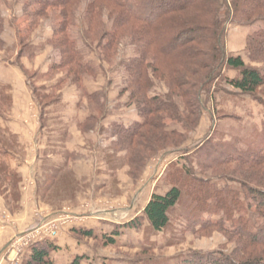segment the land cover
I'll return each instance as SVG.
<instances>
[{"label":"trees","instance_id":"1","mask_svg":"<svg viewBox=\"0 0 264 264\" xmlns=\"http://www.w3.org/2000/svg\"><path fill=\"white\" fill-rule=\"evenodd\" d=\"M83 1L31 0L34 6L31 24L35 27L49 10L59 12L61 21L45 42L58 49L60 60L51 64L42 76L51 78L57 72L64 74L50 84L52 92L67 85L79 89L80 101L86 100L93 108L78 124L82 131H88L104 118L106 97L100 102L102 92L89 93L85 89L84 77L96 76L98 71L85 61L70 36V28ZM86 2L83 38L90 49L99 50L100 62L110 63L125 37H130L134 50L133 57L121 62L125 75L120 95H127L125 104L135 108L139 119L129 125H110L113 140L105 158L111 179L121 166H127L129 174H134L136 179L151 157L162 151L182 149L189 140V133L198 126L207 100L214 94L211 87L221 79L264 106L260 93L264 91V28L245 37L248 63L239 54H227L225 44L228 23L251 26L264 22V0ZM3 30L4 17L0 13V45ZM34 53L35 50L30 51L29 57ZM226 69L235 70V75L225 76ZM157 85L160 91L152 92L151 87ZM38 100L42 104L40 98ZM167 119L174 120L175 127H169ZM261 136L256 144L241 143L233 137L230 141L211 142L207 147L197 146L194 149L196 172L170 162L166 174L170 186L166 192L153 193L142 212L117 224L113 234L117 235L120 227L138 230L144 222L154 231H169L172 236L177 230L176 222L182 234L189 231L206 236L216 229L233 243L230 250L180 254L173 264H264V122ZM16 145L15 137L0 126V192L5 191V185L14 199L19 196L21 176L9 168L1 153ZM183 149L189 153L187 148ZM115 156L118 161L114 160ZM54 178L51 175L47 181ZM67 178L70 181L69 176ZM214 179L236 182L240 191L229 185L218 187ZM178 205L184 211L175 212ZM252 206L257 212L254 219L248 215ZM204 214L218 215L219 223L202 219ZM225 223H229V227ZM76 232L88 237L94 235L92 230ZM114 242L113 237L107 240L110 244ZM55 248V243L49 239L32 243L23 263L53 264L49 255ZM82 257L75 256L71 264H80Z\"/></svg>","mask_w":264,"mask_h":264},{"label":"rangeland","instance_id":"2","mask_svg":"<svg viewBox=\"0 0 264 264\" xmlns=\"http://www.w3.org/2000/svg\"><path fill=\"white\" fill-rule=\"evenodd\" d=\"M86 3L84 0L78 7L70 36L85 61L98 71L96 76L86 75L83 84L89 93L102 92L100 102L106 97V113L93 130L82 131L78 124L84 121L91 107L86 100L80 101L79 89L67 85L52 92L50 84L64 74L57 72L51 78L42 76L51 64L60 60L58 49L45 42L61 21L59 12L49 10L33 27L31 0H0V13L4 17L0 45V126L15 137L17 144L5 154L2 152L1 158L11 170H26V175L34 181L24 189L21 178L19 196L15 199L9 188L3 186L0 211L7 217L1 216L0 224L18 225L15 217L23 213L24 207L35 216L25 221L26 226L20 233L12 235L2 259L11 264H24L31 244L43 239L55 243L56 248L49 255L53 264H69L75 256H83L80 264H173L180 254L230 250L233 243L216 229L206 236L193 235L189 231L182 234L178 222L173 236L169 231H154L146 222L138 230L120 227L117 235L113 230L117 224L139 215L153 193L166 192L170 186L166 177L170 162L196 172L194 149L197 146L207 147L211 142L230 141L233 137L241 143H258L263 138L264 106L221 79L211 87L214 94L207 100L198 126L189 133V140L183 147L189 153L183 148L162 151L150 158L138 178L129 174L127 166H121L111 179L105 158L113 140L109 134L110 125H129L139 119L135 108L125 104L127 95H120L125 75L121 62L133 57L134 50L130 37H125L111 62L101 63L99 50L90 49L83 38ZM107 24L110 27L108 20ZM259 28H264V22L251 26L228 23L225 31L227 54H239L248 63L245 37ZM32 50L35 53L29 57ZM224 75L232 77L235 70L226 69ZM151 89L152 92L160 91L158 85ZM260 93L264 97V91ZM166 122L169 127L176 125L171 119ZM203 150L201 147L200 152ZM115 157L118 161V156ZM51 175L55 178L49 182ZM214 182L218 187L229 185L240 191L236 182L215 179ZM21 190L28 191L30 196L26 204L22 202ZM179 210L184 211V208L178 205L175 212ZM248 215L251 219L256 217L255 206L249 209ZM40 219L43 220L39 231L55 225L57 234L51 237L37 234L25 243L27 238L23 236L37 227L31 228L30 223L35 220L38 223ZM202 219L219 223L218 215L204 214ZM225 226L229 227V223ZM80 229L92 230L94 235H81L76 232ZM109 237L114 238V244L107 243ZM56 243L62 250L57 251Z\"/></svg>","mask_w":264,"mask_h":264},{"label":"crops","instance_id":"3","mask_svg":"<svg viewBox=\"0 0 264 264\" xmlns=\"http://www.w3.org/2000/svg\"><path fill=\"white\" fill-rule=\"evenodd\" d=\"M30 163V162H29ZM17 172L21 175V178H22V181H21V186H23V188L24 189H27L28 187H30L32 184H34V181H33V179H30V177L28 176V175H26V170H24V172H20V171H18L17 170ZM30 189H32V187L30 188ZM22 191V190H21ZM28 192V191H27ZM26 191H22V202L24 201V203L26 204L27 202H26V200L30 197L29 195H28V193H27ZM28 197V198H27ZM27 198V199H26ZM24 199V200H23ZM1 201V200H0ZM32 203H33V201H32ZM144 208V207H143ZM28 209V207H24V211H23V213H21V214H19L17 217H15V223L16 224H18V225H16V226H14V227H9V226H2L1 224H0V264H11V263H7V261H4L3 259H2V252H3V250L5 249V248H7V245H8V242H9V240L11 239V237H13L14 236V233L16 234V233H20L21 232V230L26 226L25 225V221L28 219V218H31V219H33L35 216L33 215V212L32 211H30V210H27ZM41 220H43V219H40V222H38V223H36L37 221L35 220L33 223H30V222H32V221H30V222H28V224L30 223V227L32 228L33 226L34 227H38V226H40L41 224ZM95 227V226H94ZM94 227H92V226H90V228H93V230L94 231H96L95 230V228ZM13 235V236H12ZM56 245H58L57 246V251L59 250H62V247L59 245V244H57L56 243ZM61 247V248H60ZM64 248V247H63ZM64 251H66L65 249H63ZM52 253H54V251L52 252ZM4 261V262H3ZM72 262V261H71ZM71 262L69 263V264H71Z\"/></svg>","mask_w":264,"mask_h":264},{"label":"built area","instance_id":"4","mask_svg":"<svg viewBox=\"0 0 264 264\" xmlns=\"http://www.w3.org/2000/svg\"><path fill=\"white\" fill-rule=\"evenodd\" d=\"M1 216L7 217V215L3 211H0V217ZM40 229H41V226L36 227V228H34V230L28 232L25 236H23V237L27 238L25 243H27L29 240H31V238L38 236L37 234H42V235L45 234V236H48V237L55 236L57 234V226H55V225H52L51 227H47V229H45L44 231H39ZM14 242H15V244H17L18 240L14 241Z\"/></svg>","mask_w":264,"mask_h":264}]
</instances>
